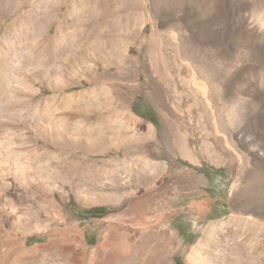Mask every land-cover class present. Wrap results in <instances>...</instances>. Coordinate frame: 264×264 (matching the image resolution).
I'll list each match as a JSON object with an SVG mask.
<instances>
[{
	"label": "rangeland",
	"instance_id": "rangeland-1",
	"mask_svg": "<svg viewBox=\"0 0 264 264\" xmlns=\"http://www.w3.org/2000/svg\"><path fill=\"white\" fill-rule=\"evenodd\" d=\"M0 264H264V0H0Z\"/></svg>",
	"mask_w": 264,
	"mask_h": 264
},
{
	"label": "trees",
	"instance_id": "trees-1",
	"mask_svg": "<svg viewBox=\"0 0 264 264\" xmlns=\"http://www.w3.org/2000/svg\"><path fill=\"white\" fill-rule=\"evenodd\" d=\"M131 110L138 116L154 123L158 131L162 132L163 123L161 121V118L159 114L155 111V109L148 103L146 97H144L143 95H138L131 106ZM214 170L221 171L222 168H214ZM93 210L99 211L100 215H105L112 211V209L108 207H95L89 209V211ZM225 213H228V211H226ZM90 243H93V241H90Z\"/></svg>",
	"mask_w": 264,
	"mask_h": 264
},
{
	"label": "bare ground",
	"instance_id": "bare-ground-1",
	"mask_svg": "<svg viewBox=\"0 0 264 264\" xmlns=\"http://www.w3.org/2000/svg\"><path fill=\"white\" fill-rule=\"evenodd\" d=\"M45 3V2H44ZM45 20V19H44ZM43 20V21H44ZM134 227V226H133ZM138 238V237H137ZM135 241V240H134ZM138 255V254H137ZM132 257H135L136 258V253L135 254H133V255H131ZM109 261V260H108ZM106 262H107V260H106ZM110 262H112L111 260H110ZM109 263V262H108Z\"/></svg>",
	"mask_w": 264,
	"mask_h": 264
}]
</instances>
